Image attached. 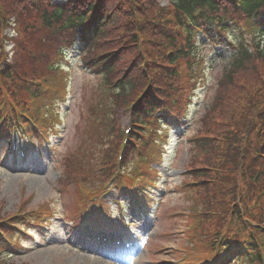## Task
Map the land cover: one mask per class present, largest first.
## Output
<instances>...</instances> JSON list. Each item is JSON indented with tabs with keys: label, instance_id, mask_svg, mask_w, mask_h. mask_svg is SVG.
Masks as SVG:
<instances>
[{
	"label": "rangeland",
	"instance_id": "374dc122",
	"mask_svg": "<svg viewBox=\"0 0 264 264\" xmlns=\"http://www.w3.org/2000/svg\"><path fill=\"white\" fill-rule=\"evenodd\" d=\"M64 1L66 0H58V2ZM160 3L165 2L160 1ZM116 34L117 33L111 36L108 35L107 38L115 37L117 36ZM10 35H12V33H10ZM23 38V36H17L14 40L16 43L22 44L21 40ZM29 42L28 40V44ZM31 43L28 50H37L38 46L36 45V41L32 40ZM109 44L111 48L116 47L115 42ZM44 49L46 50L47 48ZM216 50H214V53L213 51H209V49H204L202 51V54H206L205 56H209L213 60L209 68V74L212 75L218 74L224 68L230 57L229 50L226 46H221ZM11 52L12 50L10 49L8 51V57ZM24 56H26V54ZM75 57L76 50L70 54V60H76ZM16 58V60L19 61V57ZM126 60L129 62L132 60V57L127 56L126 59L124 58L121 63L123 66ZM153 60L156 61V59ZM25 63L24 60V64ZM206 65H208V62ZM70 82L73 95H70L68 103L63 107V115L65 118V133L63 135L65 137L59 143L53 161H49L48 172L45 173L40 168L36 167L34 170L38 174H30V172L24 173L21 171L6 170L0 166V217L18 212L19 205L25 199L22 197L25 195L26 197L34 196L31 206L51 202L55 204V209L58 207L56 210H65L68 212L71 205L70 203H72L73 200V198H71L73 192L72 185L67 187V193L62 197L63 202L61 201V197L55 192V188L62 185L61 176H66V172L71 169L69 168L70 165L68 166L69 163L71 164L70 159H78L75 161L76 163L74 162L77 169L82 163L87 168H95L100 164L106 163L102 158L103 148L100 147L99 143L97 141L94 142L92 136L81 138L84 127L87 129L86 134H94L96 137L99 129L96 123H85L86 119L83 118L82 114L86 113L88 108L93 106L94 103L99 104L101 102H108L111 92L105 87L103 77L92 76L89 72L80 69L79 66L74 76L71 77ZM204 91V87L199 88L197 91V94L201 96L199 100L195 101L197 102L196 108L191 113L190 121L192 120L193 124L190 127L187 126L182 129V134L176 138V142L178 143L177 146L170 152L169 157H166L163 167L160 168L164 178H169L168 185L170 190L165 199L164 207L161 210L156 226L152 229L151 238L153 237V239L150 248L143 254L140 264H151V260H155V264H157L158 261L163 262L162 264H174L173 262L178 263V259L181 258L178 254L181 253L180 250L184 249V230L186 229L187 218L186 216H175L173 214L176 212L195 211L197 205L192 199V193L185 190H176V186L181 184L183 180L182 174L186 171L185 169L196 166L191 156L192 147L188 144L182 146V144L186 143V141L195 134L204 133L207 129V125L204 126V124H201L206 115V106L209 104V101L207 102L208 104L206 103L208 96L204 98ZM214 91L215 89L209 94L210 98H212ZM115 98L116 97L110 102L111 108L115 110V116H112V118L117 121L119 120V123L123 125V127H128L131 117L124 114L122 116V113H119L118 108L121 102L119 98H117V100ZM200 108L202 109L198 117L193 120L198 114L196 110ZM68 111H70V114L66 116V112ZM79 127L81 128L80 130H78ZM77 145L79 146L76 147ZM79 148L84 150V153L80 156V160L77 155ZM111 149L112 147L110 146V150ZM105 151H108V148H105ZM156 167L158 168V166ZM83 173L90 177L92 175L91 169H87L84 172L81 171L75 174V176L78 178ZM102 179L106 181L104 177ZM162 197H164V195H162L161 198ZM56 221L57 220H55V222ZM69 228V224L65 227L61 225L54 228L53 236L59 239V232L61 231V237L63 238L64 236V240H56L57 242L51 247L46 245V243L43 245H36L26 256L11 259L8 264H23L24 262L27 264H103L99 259L92 258L89 255L79 254L71 248L69 244V232L71 230H69Z\"/></svg>",
	"mask_w": 264,
	"mask_h": 264
},
{
	"label": "trees",
	"instance_id": "16d2710c",
	"mask_svg": "<svg viewBox=\"0 0 264 264\" xmlns=\"http://www.w3.org/2000/svg\"><path fill=\"white\" fill-rule=\"evenodd\" d=\"M110 1L118 4V11L114 14L115 17L112 21V24L116 27V23L119 21L118 19L125 15V8L120 0H109V2ZM217 1L176 0V3L181 9L187 11H192L197 7L203 9L210 7L211 9L209 10H211L212 17L216 13L221 12V6ZM262 1L263 0H253L251 2H246L245 5H259ZM24 2L23 0H0V6L10 15H14L17 9L22 8ZM129 3L134 4L138 12L137 15L140 17L139 19L142 20L149 14V9L152 6V0H129ZM130 7L131 9L133 8L131 5ZM146 8L147 12L145 10ZM208 16L209 11L206 13V18L213 24L214 20L211 21V18H209L210 16ZM133 17L134 16H131L130 18L133 19ZM222 79H224L225 82L224 84L221 83L225 96L219 97V100L216 102L212 119L217 116L216 121H221L222 119H220L218 115H228L231 124L227 125L224 129H226L229 135H221L216 131L214 135L215 137L228 140L229 142L221 144L213 141L210 143L195 144L193 146L192 158L196 165L209 167L212 168V170H220L217 172L233 175L231 170L238 166L236 162L232 160L234 159L233 152H235L233 148L237 144L240 145V142L238 143L237 141L243 136L244 132L252 131V126L264 116V49H259L254 52L251 47L245 45L242 41L236 53L233 55L231 64L225 71V75ZM234 129L235 131L233 132ZM237 131L241 134L234 138V135H237ZM204 133L206 135L209 134L208 130ZM240 181L244 183L246 188H250L255 184L264 185V172L261 174H254L248 171L243 175Z\"/></svg>",
	"mask_w": 264,
	"mask_h": 264
}]
</instances>
